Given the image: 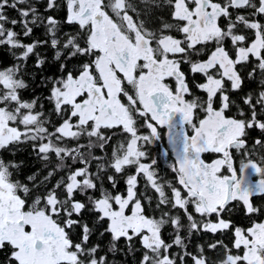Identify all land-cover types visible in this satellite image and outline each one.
Here are the masks:
<instances>
[{"label": "snow or ice", "instance_id": "obj_1", "mask_svg": "<svg viewBox=\"0 0 264 264\" xmlns=\"http://www.w3.org/2000/svg\"><path fill=\"white\" fill-rule=\"evenodd\" d=\"M0 264H264V0H0Z\"/></svg>", "mask_w": 264, "mask_h": 264}]
</instances>
